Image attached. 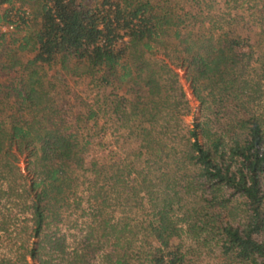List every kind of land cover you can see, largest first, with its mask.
I'll use <instances>...</instances> for the list:
<instances>
[{
  "label": "trees",
  "instance_id": "16d2710c",
  "mask_svg": "<svg viewBox=\"0 0 264 264\" xmlns=\"http://www.w3.org/2000/svg\"><path fill=\"white\" fill-rule=\"evenodd\" d=\"M27 1L39 8L0 0V28L12 30L0 32V70L30 72L0 83V238L10 245L0 264H188L184 235L216 247L221 264H264V13L250 16L259 32L240 33L198 0H188L198 15L168 0ZM156 49L165 59L150 60ZM58 66L101 90L133 84L130 98L111 91L79 116L110 113L135 144L125 160L86 162L91 140L55 121L37 69ZM177 70L200 104L193 127ZM86 173L91 223L72 247L62 228Z\"/></svg>",
  "mask_w": 264,
  "mask_h": 264
},
{
  "label": "rangeland",
  "instance_id": "374dc122",
  "mask_svg": "<svg viewBox=\"0 0 264 264\" xmlns=\"http://www.w3.org/2000/svg\"><path fill=\"white\" fill-rule=\"evenodd\" d=\"M25 0H15V5L17 8H21V11H26L28 13H34L36 8H39L38 4L35 6L33 3L24 2ZM171 3V8L174 9L175 13L185 15L186 13H191L190 15H198L201 13L200 8L194 7L188 0H168ZM201 1V5L204 6V12L206 15L219 16L225 19V21L233 22V28L238 32H259V29L254 25L252 20V14L254 13L256 17L257 14L264 13V0H198ZM8 8V6L3 7V10ZM34 20V17L32 18ZM254 19V18H253ZM207 24L203 27L207 28ZM8 26L2 25L0 32H7ZM14 31V30H13ZM9 32H12L9 31ZM10 36L7 37L9 39ZM12 49H16L14 46ZM156 55L151 61H156L157 59H165V53L163 50L156 49ZM15 54V53H14ZM18 59L21 64L26 65L30 60L34 58V53L22 52L17 54ZM15 54L14 56L17 57ZM72 68L74 65H71ZM39 71V77H42V82L45 84L47 90L51 91L50 96L53 98L51 104L48 103L47 107L50 111L56 110L55 121L61 126L62 129L68 128L74 133L79 131V140L83 144L84 142L91 140V145L88 147L89 151L85 155L86 162H97L99 167L107 166L109 167L113 163L122 162L127 157L126 155L134 149L135 144L126 140V132H123V127H118L110 120V113H101L97 118L98 123L95 121H90L89 123H83L79 121V116L86 117L90 104L96 102L97 99H102L105 95L111 94V91H115V94L119 96H124L128 94L129 98L131 93H129L130 88L133 84H121L115 82L113 84V89H99L96 81L92 82V79L88 77H80L62 70L59 66L54 68L44 67L43 69H37ZM72 70V69H71ZM180 76V83L183 86L185 93L187 95V100L190 104V113L184 117V124L189 127H193L200 118V104L194 98L190 84L186 80L185 71L177 70ZM30 72L24 70L23 67H17L10 74L3 73L0 70V83L5 86H14L16 80L20 78H28ZM104 73L100 74L98 77L103 76ZM97 79V78H96ZM98 80V79H97ZM53 87V88H52ZM112 98V97H111ZM114 98V97H113ZM102 103H99V106ZM105 108V107H104ZM105 110V109H104ZM107 110V109H106ZM48 112V111H47ZM58 119V121H57ZM80 122V123H79ZM95 123L98 124L97 127ZM123 129V130H122ZM89 136V137H88ZM93 136V137H92ZM92 137V138H91ZM130 141V142H129ZM28 159L26 156L21 157L20 167L22 170L27 169ZM90 173H86L82 180L81 185L77 191V197L81 199V205L76 208L72 207L68 211L71 229L69 227L63 226L62 231L68 232L69 243L74 247L76 243V238H80L81 232L80 228L86 229V227L91 223L90 217H82V214H91L94 206L91 207V203H88V198L90 196V191L88 189L90 185ZM7 209L14 215L20 210L18 207L13 205H7ZM143 213L145 210H139L140 220L143 218ZM122 209L117 213V216L122 217ZM77 226L78 228H75ZM181 246L183 254L186 255V260L188 264H221L220 252L216 247H202L196 241L191 240L186 235H184L177 242ZM138 247L139 244H134V249ZM10 252V245L6 238H0V254L7 255ZM102 260L98 259L94 264H103ZM31 264H35L31 262Z\"/></svg>",
  "mask_w": 264,
  "mask_h": 264
}]
</instances>
